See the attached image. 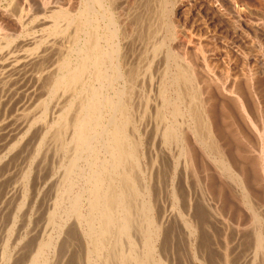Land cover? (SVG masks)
I'll return each instance as SVG.
<instances>
[{
	"label": "bare ground",
	"instance_id": "bare-ground-1",
	"mask_svg": "<svg viewBox=\"0 0 264 264\" xmlns=\"http://www.w3.org/2000/svg\"><path fill=\"white\" fill-rule=\"evenodd\" d=\"M176 2L177 0L160 1L162 4H160V17L159 15L158 17L161 19V25L164 30H167V33L165 32L166 34L163 39L166 43L162 40L163 42L157 46L158 48H162L163 46L166 47L169 43L168 41L172 43L179 39L178 31L176 30L177 33H174L175 31L173 32L172 27L175 25H172L171 22L172 19H174L173 16H175L176 8H173V5H175ZM95 4H98L104 11L103 13H100L99 16H94L93 4L87 5L78 16H71L69 10L62 7H58L55 10L50 9L49 11L54 19L53 26L51 25L53 29L50 34L65 33L69 36V44L67 45L65 54L59 59L60 62L59 65L57 64L56 72L51 75V84L49 88L55 91H52V93L61 91L64 94H69L70 97L64 104L63 113H60L59 118H57V120L53 122V125H51L54 131L51 127L49 131L46 130L47 132L45 129L43 132L41 131L42 134L40 141L36 144V147L34 146L32 154L29 153V155H31L29 157L27 156L29 158L28 166L26 164L27 167L24 169L25 172L22 171L24 174L21 173V175L23 174L22 184H20L23 186L19 187L21 191L18 187L16 188L21 192L20 201L22 202V205H19L23 209L24 207L22 206L31 194L32 187L35 186V183H33V186L31 183L35 166L37 168L43 166L48 159L49 152L51 153L54 151L55 155L60 154V158H57L59 161V164L57 165L58 170L53 169L57 170V173H60V175H58V178L55 180V201L47 216L48 221L46 225L49 230H45L43 232L44 234L37 242L35 250L30 254L29 264H65L67 256H69L67 259L70 263H72V261L73 263L74 261L79 263L81 260L77 256H82V250L77 248V242L79 239H82L85 247V264H190V262L184 258V252L186 249L184 250L185 247L183 246L187 243L184 234L186 233L188 236L190 246L193 243L195 245L198 241L201 243L205 241L209 228H214V224L217 228V225L220 223L218 227L223 228V224L225 223L218 218L220 213L218 214V212H214L213 209L216 206L213 204L212 207L210 204L211 200H208V197L210 198L212 195L209 192L210 189H206L208 190L209 195H207V191L204 192L202 190V183L204 181L201 177L204 176L200 177L198 175L199 171H201L199 169L200 163L204 166L202 168H205V170L208 171L207 178H210V180L212 179V186H217L215 188L219 191L220 197H222V194L225 195V191L232 195L234 194L233 192H235L240 195L239 197L242 196L250 205L254 202H252L253 195L251 197V194L256 191L254 189L257 187L254 188L253 186L255 184L252 186L253 182L251 183V181H257L255 180L257 173L255 174V177H253L254 180L251 179L252 176H248L249 178L246 177L245 165L248 164L244 165L242 162L240 165V163L233 158L230 149H228V143L225 142L226 140L228 141V139L224 138L225 136L222 135L223 131L221 130L218 121L219 119H216V103L212 101V89L215 86H211L214 84L217 85V83H214L215 80H212L209 75L202 77V75H199L202 73H199L198 75L200 77L197 76V73L200 70L202 71L201 65L199 71H196L191 66L189 60H187L186 57H183L184 55L180 56L178 53L180 50L178 52H172V48L168 50L166 55L167 60H170L168 63L170 65L171 61H174L175 69L170 66V69H168L163 74L162 79L159 80L158 87L160 88L158 90V95L160 103L156 106V117L160 122L161 128L159 129V133L161 135L160 139L162 147L157 149L155 148L157 145L156 143V145L154 142L153 144H150L146 140L148 134L147 131L140 133L133 121V109L135 108V105L130 91L132 88L134 89L135 84L133 80V68L132 70L128 68L127 47L125 48L124 46L128 39V35L125 31L126 25L120 22L121 17L118 18V16H116L115 8H117V6L114 7V0H95ZM169 6L172 7V10ZM48 10L49 9H47V11ZM21 12L23 13V11ZM62 20H65V22L67 21L64 27L61 26ZM43 42V38L33 42L35 45L30 50L32 51L36 49L34 56L27 53H23L22 55L11 53L9 59L5 60L4 55L0 54L1 98H3L4 95H8L11 90H14L15 93H17L16 87L22 82L28 84L34 81V87H32L34 90L33 92L36 93V91H38L36 87H40L38 84H42L41 82H43L41 79L44 81L47 77L49 79V76L47 75L44 79L45 74L41 71L40 73L42 74L38 72L40 75L35 76V74L31 75L30 73L29 76L31 77H27L26 71L24 77L26 79L22 77V81H20V79L18 80V78L17 81L14 80L16 79V72L19 75V71L26 70L29 66L39 62L40 59H42L41 56H45L44 51L43 55L39 53V48H41ZM39 45L40 47L38 48ZM189 45L190 44L188 43L185 46L186 50H188ZM0 48H2V46H0ZM184 49L185 48H183V50ZM27 51L28 50L25 52ZM155 53L157 52L155 51ZM207 61H209V59ZM202 63H204L203 60ZM193 66H195V64ZM202 66L204 65L202 64ZM209 66L212 65L210 64ZM7 67H9V69H7ZM48 74L50 75V73ZM237 76L239 75L237 74ZM237 76L236 78L233 77L228 79L229 81L227 83H229V86L226 84L227 87L223 88L231 93L230 101L237 105L238 111H240V114L247 122L248 131L252 133L256 139V143L259 145V148L257 149H260V153H257L256 156L255 154L251 155V157H253V163H255L254 160L256 159L262 160L261 169L264 172V122L262 121L263 124L260 123L262 124L261 126H257L258 123L256 120L255 123L254 119L256 118H254V111L257 109V106L256 108H253L251 101L252 98H248L247 95L244 94L247 89L242 93L241 81L239 82L240 77L238 79ZM240 76H242V74ZM30 78L31 80H29ZM258 83L260 82L258 81ZM244 85L246 86V84ZM30 87L31 86H29L28 89L31 91L32 88L30 89ZM6 88L9 90H7L9 92L8 94H5ZM30 91L25 92V94ZM213 91L215 90L213 89ZM19 92L17 94H19ZM15 93L13 92L14 95ZM214 93L215 92H213V94ZM13 94H11V96H13ZM5 99L6 98H4V100ZM2 100L3 99H1V101ZM6 100L8 103V99ZM26 102H28V100ZM30 102L32 101H29V103ZM0 104H2V102H0ZM232 105L233 103L231 106ZM255 115H259V112ZM32 128L33 123L25 125L20 141L17 140L14 142L13 149H11L10 152L21 148L25 141L28 142L29 137L25 134H31ZM251 139L253 144H255L253 138ZM252 141H250L251 144ZM248 142L249 140L246 143ZM31 144L33 145V143ZM26 147L28 148L29 146L27 145ZM172 148H175L177 151L176 155L173 154ZM21 149L23 150V148ZM245 149L246 148L243 150ZM62 153H65L63 157H61ZM41 155L42 159L39 161ZM241 155H239V157H243V154ZM50 156L49 158H51ZM14 159L17 160L18 157H10L9 155L0 156V166H6L7 169V166H9ZM170 159L174 164L170 163ZM18 161L20 162V159ZM36 161H39L38 165H36L37 163L35 164ZM259 162L260 161H257L255 164L258 165ZM169 164L170 167H172L171 171H173V174L174 172L177 174L179 168L180 171L182 170V173L179 172L180 183L177 185L174 183L175 177L177 176L171 177L172 191L170 192V196L173 203L170 206L171 208H169L170 210H167L166 202L162 200L164 197L162 198V196H160L164 192L159 195L157 193V185L159 179L164 177L160 170L165 169ZM54 165L56 167V163ZM2 168L4 170V167ZM23 168L21 169L23 170ZM3 170L1 169L0 173H2ZM38 170L40 174L41 172H44V169L42 171V167ZM39 172H37L36 178L38 177ZM6 178L8 177L6 176ZM39 182L40 180H38V183ZM16 184L18 185V183ZM39 184L38 186H40ZM193 184L198 187L194 186V188H197L198 190L200 189L201 192L199 193L201 197H198L196 193L192 191ZM208 184L209 183L207 182L206 186H208ZM201 185L202 187L200 188ZM10 187L12 189V186ZM163 187L164 186H162V188ZM40 188H42V186ZM251 191L253 192L251 193ZM36 192L38 193V190ZM9 193L10 191L7 190L3 199H9ZM237 194H235V196ZM238 195L236 197H238ZM16 196L18 195L15 194V198ZM33 196H35V194ZM37 196L39 197L40 194ZM259 196L261 195L259 194ZM10 199L12 198L10 197ZM215 199H218L219 202L220 198ZM7 202L10 203V201ZM9 203L7 205H10ZM258 203L260 202L258 201ZM4 204L6 205V203ZM233 204H230V206ZM255 204L253 205L258 207L257 202H255ZM221 205L224 206L223 204ZM12 206L10 205V207ZM225 207H223L224 212L226 211ZM5 210L2 209V211ZM20 210L18 209L19 212ZM14 214H16L15 210ZM226 214L225 216L228 218ZM2 215L3 214H1V216ZM180 215L183 219L186 218V221L184 219V226L186 229L185 233L183 232L184 234L181 232L184 229L180 231V228H178L180 223H176L177 216ZM260 217L263 218V215ZM227 223H229V220ZM182 226L183 225H181V227ZM236 227L238 228V226ZM236 227L231 228H235V231L233 230L235 233L237 231ZM226 229L227 228H225V230ZM231 229L228 228V230ZM10 230L11 229L8 231L9 233ZM174 231L178 232V236L181 238L180 241L182 240L181 242L178 241L179 239H173V242L170 239V237L174 238L176 236ZM253 231H255L253 232L255 235V242L253 240V245L256 243L255 249L257 251L255 253L258 254L260 252L259 255L263 254L262 263L264 264V228L261 220H259L257 230L254 229ZM235 235L233 233V236ZM212 238L211 241H213ZM235 238L238 240L237 237ZM214 241H216L215 238ZM232 242H234V239H232ZM236 243H234V245ZM243 243L245 244V242H242V245ZM169 244L171 246H169ZM180 245H183L182 249L184 252L180 249ZM206 247L208 246L206 245ZM213 249H215V247L211 250ZM8 251L5 249L2 253L3 259L0 260L3 261V264H10L14 261L15 257L18 260L20 257L18 255L22 252L16 253L18 254L16 256H8ZM181 251L183 252V257ZM189 251L192 253L190 247ZM202 251L200 253H203ZM196 254L198 253L195 252V255ZM216 254H218V252ZM231 254L233 253H228V255ZM195 255L193 254V257H195L194 259L200 260L201 264L206 263L204 257L200 258L198 255ZM234 255L233 257H229L234 258ZM243 256L246 257V254ZM205 257L207 258V255ZM22 258L23 257H21V259ZM187 259L191 258L189 257ZM218 261L220 260H217V262ZM254 261L256 262L254 264H257L258 258ZM210 262H212L211 259ZM217 262L214 260V263Z\"/></svg>",
	"mask_w": 264,
	"mask_h": 264
},
{
	"label": "rangeland",
	"instance_id": "rangeland-1",
	"mask_svg": "<svg viewBox=\"0 0 264 264\" xmlns=\"http://www.w3.org/2000/svg\"><path fill=\"white\" fill-rule=\"evenodd\" d=\"M160 1L161 0H116V1L114 0V7L117 6V8H115L116 16H118V18L120 17L122 18V19L120 18V22L126 25L125 31L128 35V39L126 40V43L124 46L125 48L127 47L126 53H127V60H128L127 62L129 65L128 68L130 70H132L133 68L132 72H133V80H134L135 86H134V89L132 88V90L130 91V94L132 96V100L135 105V108L133 109L134 110L133 112L134 113V119H133L134 124L136 125L137 129H139L140 133H144V131H147L148 134L146 136V140L150 144H153V142L154 144L156 143L157 145L155 144L156 146L155 145L154 146L157 149L158 148L160 149L162 147V142L160 139L161 135L159 133V129L161 127H160V122L158 121L156 117V110H157L156 106L157 104L160 103V99L158 95V90L160 88L158 87L159 80L162 79L163 74L168 69H170V66L173 67V69H175L174 61H171L170 65L168 63V61H170V60H167V57H166L168 50L170 48H172V52H178L180 50V52H178L180 56L184 55L183 57L184 58L186 57V59L189 60L191 66L196 71H199L200 65H201L202 71L200 70L201 72L199 71L197 73V76L202 75L203 77V76L209 75L212 78V80H215L214 83H217V85L214 84L211 86V87L215 86L213 88L215 91H213V89L211 88L212 96H213L212 101L216 103L215 111L217 112V116H218V117L216 116V119H219L218 121H219L221 130L223 131L222 135L225 136L224 138L228 139V141L227 140L225 141L228 143V146H229L228 149H230V151L232 152L233 158L236 159L240 163V165L242 162L244 163V165L248 164V165H245V168H246L245 173L247 175V176L245 175L246 177L252 176L251 179L254 180L253 177H255V174L257 173L256 178H255V180L257 181H251V183L253 182L252 186L255 184L253 186L254 188L257 186L256 187L257 189L256 188L254 189L256 190L255 192H253L254 190L251 191V193L253 192L251 194V197L253 195L252 202L254 201L253 204L257 202V205L259 208L255 207L252 203L251 205L248 204L247 201L244 200L242 196L239 197L240 195H238L235 192H233L234 194L232 195V194H228L229 192L224 190L225 195L222 194V197H220L219 191L217 190V188H215L217 186L215 187L212 186L213 185L211 181L212 179L210 180V178H207L208 171L205 170V168L203 169L202 167L204 166L203 164L200 163L199 169L201 171L202 170L204 171V172L199 171V174H198L200 177L204 176V177H201L203 178L202 180L204 181L202 183L203 184L202 190L204 192L207 191L206 192L207 195H209L208 194L209 192L210 194L213 195V196L211 195L210 198L208 196L206 197H208L209 201L211 200L210 202L211 206L213 204L214 206H216L213 209L214 212L215 213L218 212V214L219 213L222 214V215L219 214V216L218 215L217 216L218 218L223 220L225 223L223 224V228L218 227L220 223L219 225H217V228H216V225L214 224L213 227L217 230H215L214 228L212 229L209 228V231L207 232V237H206L207 240L205 239V241H203L202 243L198 241V243L196 242L195 245L193 243L191 244V246L193 245L191 247L189 244L190 241H188L189 238L185 233L186 229L184 226L185 225L184 219L186 221V218L183 219L181 215L177 216L178 218L180 217L179 219L176 217L177 218L176 223H180L178 225V228H180L179 229L180 231L184 229L181 232L182 234L185 233L184 238L187 239V240L185 239L187 241V243L185 241L186 243L185 246L180 245V249L183 252L186 249L185 250L186 253L184 252V258L188 262H190V264H197V263L201 264L200 260L194 259L195 257H193V254L195 255V252L198 253L196 254L198 255V257L200 258L204 257V259L206 260L205 264H208V263L222 264L224 262H225L224 264H229V263L230 264H254L256 263L254 260H257V258H258L257 264H263L262 263L263 254L259 255L260 252L258 254L255 253L257 252L255 249L256 243H254L253 245V240L255 242V238H254L255 235L253 234V232L255 231L253 230L254 229L257 230L259 220H261V223L264 228V220H263L264 219V177H263L264 172L261 169L262 160H259V159L254 160L255 163L257 161H260L259 162L260 165L259 164L256 165L255 163H253V160H252L253 157H251V155L255 154L256 156L257 153H260L259 152L260 149L259 150L257 149L259 148V145L258 143H256V139L252 135V133L248 131L247 122L244 120V118L240 114V111H238L237 105L234 102L230 101L231 93L227 89H224V88L229 86V83H227L229 81L228 79L233 78V77L236 78L238 74L239 76H237V78L239 79L240 77V79H242V80L239 79V82L241 81L242 93H244L243 91L247 89L244 94H246L248 98L250 97L252 98V100L251 99L250 100L252 101L253 108H256L257 106L256 110L257 112H259V115H255L257 114L255 110L254 118L256 119H254V121L255 120L257 121L258 123L257 126L258 125L261 126L263 124L264 122V95H263L264 94V88H263L264 87V0H177L176 4L173 5V8L175 7L176 9H175V16H173L174 19H172L171 22H172V25H175L172 27L173 32L175 31L174 33H177L178 31L179 39L178 41L172 42V43L168 41L169 43L167 42L168 45L166 47L163 46L162 48H158L157 46H159V44H162L163 41L166 43V41L163 39L165 37V34L167 33V30H164V28L162 27L161 19L159 18L160 17V12H159L160 4H162L160 3ZM91 4H93V7H94L93 8L94 16H97V15L99 16L100 13L104 12L103 9H101L98 4H95V0H0V46H2V48H0V54L4 55L5 60L9 59L11 53L19 54V55H22L23 53H27V54H30L31 56H34L36 49L32 51L30 50L35 45V43L33 42L34 41L36 42L37 40H40L41 38L44 39V42L42 43L41 48H39L40 45L38 46L40 50L39 53H41V55H43L45 52L44 54L45 56L44 57L41 56L42 58L40 59L41 62L39 61L36 64L32 65L34 67L29 66L26 70H23L21 72L19 71V75L21 77L16 72L15 73L16 79L14 80L17 81V78H18V80L20 79V81H22L23 78L25 77L26 71H27V77L30 75V73L31 75L35 74V76L43 73L45 74L44 79L45 77L49 76V79L48 77L47 79H45L46 82L41 79V81L44 82V84L43 82H41L43 86L42 84H38L37 82V84L40 85V87L39 86L36 87V89L38 90L36 91V93L33 92L34 91L33 90L34 81L28 83V84L32 83L31 85H28L26 83L24 84V82H22L19 86L16 87V92L18 93L20 91L19 94L15 93L14 90L9 91L8 88H6L5 94H8L9 92L13 94L14 92L15 95L13 94V96H11V94L9 93L8 95H4L3 98L0 97V102H2V104H0L1 105L0 106V146H1L0 156L9 155L10 157L11 156L18 157L17 160L14 159L13 162L9 166H7V169H6V166H0V172H1V169L3 170L2 167H4V170H5V171L3 170L2 173H0V177H1L0 184L2 183L0 185V195H1L0 196L1 198L0 199V203H1L0 204V259H3L2 253L5 251V249H7V251L9 250L8 256H16L18 255L16 253H19L22 251L18 255L20 256L18 260H20L21 257H23L20 260L22 262L18 261L15 257L14 261H12L10 264H21V263L29 264L30 254L32 253V251L35 250L37 246V242L39 241L41 236L44 234L43 232L47 229L49 230L48 226L46 225L48 221L47 216H48V212L52 208L53 203L55 201L54 199L55 198L54 191L56 192V190L54 189L55 182H56L55 180L58 178V175H60V173H57V170H58L57 165L59 164L58 159L60 158V154L55 155L54 151L51 153L49 152V156L51 155L50 156L51 158H49L48 156V159L45 163L46 165L44 164L45 166L44 165L41 166L42 171L44 169V172L43 173L41 172L40 174L38 169L41 167L37 168L35 166V171H34L35 176L33 173V176H32L33 179L31 180L32 186H33V183H35L34 184L35 186L32 187L31 194H30L31 197L30 195L28 196L26 200L27 203L25 202L26 205L24 204L22 206L24 208L23 209L21 208L20 206L22 205L21 204L22 202L20 201L21 200V194H20L21 190L19 187L23 186L20 184H22L21 182H22V177L24 174L23 172H25L24 169H26V167L28 166V159H29L28 157L32 154L34 146L36 147V144H38V142L40 141L41 134L44 131V129L45 131L46 130L49 131L52 128L51 125H53V122L56 121L57 118H59V114L63 113L62 111H63L64 104L67 102V100L70 97L69 94H64L61 91H58L57 93H52L53 90L49 88L51 84V81H50V78L52 77L51 75H53L54 72H56L57 64L59 65V62H60L59 59L65 54V50L67 48V45L69 44V36L67 34L65 33L54 34V35L50 34L51 30L53 29L51 25L53 26L54 19L51 16V12L49 11L50 9L55 10L58 7H62V8H65L66 10H69V13L71 14V16H78L81 14L82 10L87 5H91ZM169 8L172 10L171 6H169ZM47 9L49 10L47 11ZM21 11H23V13ZM66 23L67 21L65 22V20H62L61 26L64 27ZM163 33H164V36H163ZM28 43H32V44H28ZM188 43L190 45L188 46V50H186L185 46ZM183 48L185 49L183 50ZM26 50L28 51L25 52ZM155 51L157 53H155ZM199 56L201 59L199 58ZM208 59L210 63L209 61H207ZM202 60L204 63H202ZM194 64L195 66L196 65L197 66L196 67L193 66ZM202 64L205 67L202 66ZM210 64L212 66H209ZM7 69H9V67H7ZM40 71L42 73H40ZM204 72H207V73H204ZM48 73H50V75ZM199 73H202V74H199ZM241 74L245 78L240 76ZM29 80H31V78ZM258 81L260 83H258ZM244 84H246L247 87ZM29 86H31L30 89L32 88L31 91L28 89ZM27 91H30L28 92L29 94L28 93L25 94V92ZM213 92H215L216 94L215 93L213 94ZM224 95L226 96L227 99L225 98ZM4 98L8 99V103L6 99L4 100ZM1 99H3L4 101L3 100L1 101ZM228 99L230 102L228 101ZM27 100L28 102H26ZM29 101H32V102L29 103ZM226 102H229V103H226ZM232 103L233 105L231 106ZM28 123L29 124L33 123V128L31 130L32 132L31 134L30 133L28 135L25 134L29 138L27 137L28 142L25 141L23 146H21L24 152L21 148H18L16 151L12 150V152H10L11 149H13L14 142H16L17 140L20 141V137L23 135V129L25 125H27ZM251 138H253L255 144H253V141ZM248 140H249L248 143L251 144L250 141H252L253 145L246 143ZM31 143H33V145ZM27 145L29 146L28 148L26 147ZM244 148L246 149L243 150ZM30 149H31V152H30ZM172 152L175 155L177 154L176 153L177 151L175 150V148H172ZM29 153L31 154L29 155ZM240 153L243 154V157H241L242 155ZM64 154L65 153H62L61 157H63ZM173 154H172V157H173ZM239 155L241 156L239 157ZM19 159H20V162L18 161ZM40 159H42V155L39 158V161ZM39 161H36L35 164L37 163L36 165H38ZM170 161H171L170 163L174 164V162L171 159ZM55 163H56V167L54 165ZM10 166H12L14 169ZM21 168H23V170ZM171 168L172 167H170V164H169L165 169L160 170L163 173V176L165 178L162 177L161 179H159V182L157 185V188L158 189L160 188L159 189L160 191L162 190L160 192L157 189V193L160 195L161 193L164 192L163 193L164 195L161 194L160 196H162V198L164 197V199L162 200L166 202L164 203L166 204L167 210H170L169 208H171L170 206L173 203L172 198L170 196V192L172 191L171 189L172 178L171 177L177 176L175 177V182H174L177 185L180 183V173H182L181 172L182 170L180 171V168H179L178 171L180 173L177 172L178 174L177 175L174 172L173 174V171H171L172 170ZM53 169H57V170H53ZM246 170L249 172H247ZM37 172H39V174H38V177L36 178ZM21 173L23 174L21 175ZM39 175H42V176H39ZM6 176L8 178H6ZM169 177L171 178V180ZM37 179L40 180L39 182L40 184L38 183ZM35 180L37 183L35 182ZM207 180H210L211 182ZM15 182L18 183V185ZM207 182L209 183L208 186H206ZM38 184L40 186H38ZM10 186H12V189ZM41 186L42 188H40ZM162 186L164 187L162 188ZM194 186L195 185L193 184L192 191H194V193H196L198 197H201L199 193L201 192L200 189L198 190L197 189L198 187L195 186L197 188H194ZM17 187L20 191L16 189ZM201 187L202 185L200 186V188ZM33 188H36V189H33ZM207 188L208 190L209 189L211 191L213 190L212 193L210 190L208 192V190H206ZM5 190L10 191L9 196L12 199H10V197L9 199L7 198L8 200L6 198L3 199L4 195L6 194ZM37 190H38V193L36 192ZM13 193H15L18 196H16L15 198V194ZM34 194L35 196H33ZM39 194L40 196L38 197L37 195ZM235 194H237L238 197H236L237 195L235 196ZM259 194L261 196H259ZM215 195L218 197H216ZM225 197H226V200H225ZM215 198H220L219 202H218V199L216 200ZM7 201H10V203ZM214 201L215 202L217 201L219 204L217 202L215 203ZM258 201L260 203H258ZM3 202L6 203V205L9 203L11 206L12 205L13 206L12 207H10V205L6 206ZM167 203L168 204L170 203V204L168 205ZM224 203L226 204V207ZM221 204H223L224 206H222ZM230 204H233L232 205L233 207L230 206ZM18 206L21 208V210ZM218 207L220 210L218 209ZM223 207L226 208L227 212L223 211L224 209ZM17 208L20 210V212L18 211ZM2 209L3 210L6 209V210L2 211ZM14 210L16 214H14ZM1 214L3 215L1 216ZM225 214L230 219L226 218ZM16 215L19 217V219ZM262 215H263V218L260 217ZM10 216L14 218H11ZM228 220L231 225L227 223ZM211 223H214V222H211ZM181 225L183 226L181 227ZM254 225L256 226V228ZM236 226H238V228ZM232 227L237 228L236 233L233 232L235 228L231 229ZM225 228L227 229L225 230ZM228 228L231 230H228ZM9 229L13 231L10 230V233H9L8 232ZM174 233H176V236H175L176 238L170 237L172 242H173V239L174 240L179 239L178 241H180L181 238L178 236V232L174 231ZM233 233L234 235L236 234L237 236L236 235L233 236ZM211 235L213 236V238ZM219 235L220 236L222 235L221 236L222 238ZM235 237H237L238 240H236ZM211 238L213 241H211ZM214 238L217 242L214 241ZM232 239H234V242H232ZM246 241H247V244H246ZM242 242H245V244L243 243L242 245ZM234 243L236 244L234 245ZM198 244L199 245L201 244V245L199 246ZM227 244L229 245V247ZM206 245L208 247H206ZM216 245L218 248L216 247ZM169 246L171 245L169 244ZM182 246L185 247L184 250L182 249L183 248ZM189 247L192 250V253L189 251ZM202 247H203V251H202ZM210 247L211 249L215 247V249L211 250ZM77 248L79 250H82V254H81L82 256L81 257L77 256L78 258H80L81 261H79V263L77 261H74V263L72 261V263H70V261L67 259L69 258V256H67L66 258L67 261L65 262V264L66 263L67 264H85V253L86 252L84 250L85 247H84L82 239L78 240ZM182 251H181L182 253L181 255L183 257ZM201 251L203 253H200ZM215 251L216 253L218 252V254H216ZM226 252H228L229 254L230 253H233V254L228 255V253ZM203 254L204 255L206 254L207 258L205 257L206 255L204 256ZM245 254H246V257L243 256ZM227 255L228 257L229 256L233 257L234 255V258H231V257L228 258ZM240 255H241V258H240ZM189 257L191 259H187ZM209 258L211 259L212 262H210ZM214 260L215 262H217V260H220V261H218L217 263H214ZM0 264H3L2 260H0Z\"/></svg>",
	"mask_w": 264,
	"mask_h": 264
}]
</instances>
